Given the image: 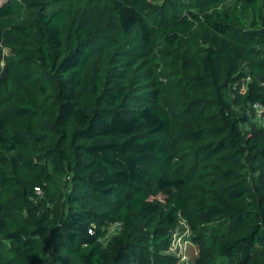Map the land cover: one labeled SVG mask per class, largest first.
I'll use <instances>...</instances> for the list:
<instances>
[{
    "label": "trees",
    "instance_id": "trees-1",
    "mask_svg": "<svg viewBox=\"0 0 264 264\" xmlns=\"http://www.w3.org/2000/svg\"><path fill=\"white\" fill-rule=\"evenodd\" d=\"M256 105L264 0L0 1V264H264Z\"/></svg>",
    "mask_w": 264,
    "mask_h": 264
},
{
    "label": "rangeland",
    "instance_id": "rangeland-1",
    "mask_svg": "<svg viewBox=\"0 0 264 264\" xmlns=\"http://www.w3.org/2000/svg\"><path fill=\"white\" fill-rule=\"evenodd\" d=\"M0 1L4 2L7 0H0ZM155 1H158L160 3V0H155ZM228 7H229V3L223 5L222 9H227ZM236 111H238L239 113H249L251 115V119L248 124H241V128L245 133L250 131L252 127H256L258 129H264V113L261 112L260 110L256 109L254 115L252 114V111L251 109H249V107L247 108L238 107L236 108ZM151 162L152 161L146 163V168ZM39 196H43V194H40ZM158 199L159 201L164 202L165 196L160 195ZM118 232H119L118 226L111 227L109 230L108 239L118 234ZM190 235H191V231L184 222L180 224L179 229L174 233L173 236L174 246H173L172 254L180 259V264H194L198 256V248L195 244H192L190 242L189 240ZM108 239L103 241L104 245L107 244Z\"/></svg>",
    "mask_w": 264,
    "mask_h": 264
},
{
    "label": "built area",
    "instance_id": "built-area-1",
    "mask_svg": "<svg viewBox=\"0 0 264 264\" xmlns=\"http://www.w3.org/2000/svg\"><path fill=\"white\" fill-rule=\"evenodd\" d=\"M255 108L258 109V110H260L261 112L264 113V109H263L262 106H260V105H256ZM38 194H39V195L41 194V192H40L39 190H38ZM173 246H174V245H173Z\"/></svg>",
    "mask_w": 264,
    "mask_h": 264
}]
</instances>
